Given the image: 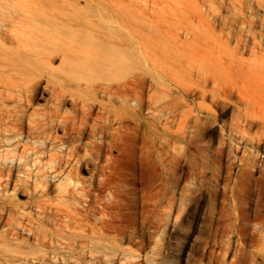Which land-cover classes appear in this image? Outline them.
<instances>
[{
	"label": "rangeland",
	"instance_id": "rangeland-1",
	"mask_svg": "<svg viewBox=\"0 0 264 264\" xmlns=\"http://www.w3.org/2000/svg\"><path fill=\"white\" fill-rule=\"evenodd\" d=\"M12 4L110 15L138 62L121 80L96 81L111 82L113 95L45 73L26 98L20 33L29 16L0 25V264H187L207 202L201 189L183 205L181 192L222 184L229 168L232 181L264 135L244 126L245 117L264 120V0H0V21ZM55 83L68 91L59 108ZM71 94L95 104L88 123L97 135L85 132L77 150L57 125L74 115ZM92 141L102 144L96 160ZM102 178L110 184L91 192ZM172 196L181 209L169 215ZM261 247L256 240L245 257L264 264ZM232 248L223 264L236 260Z\"/></svg>",
	"mask_w": 264,
	"mask_h": 264
},
{
	"label": "bare ground",
	"instance_id": "bare-ground-1",
	"mask_svg": "<svg viewBox=\"0 0 264 264\" xmlns=\"http://www.w3.org/2000/svg\"><path fill=\"white\" fill-rule=\"evenodd\" d=\"M18 11L25 13L30 19L20 33L22 48L27 51L25 55H20V58L30 65L29 78L22 91L26 98L30 97L38 83L36 79L41 74L48 73L54 78L70 82L77 87L85 85L86 88L94 90L100 87L107 94L113 95L111 82L105 85L97 84L96 81L98 79L121 80L136 69L138 49L135 41H128L121 29L114 28V21L109 19L110 15L105 18L104 13L96 11L74 10L70 13L64 10L33 9L24 5L17 7L12 4L8 8L6 17L1 19L0 25H6L4 22ZM59 57L62 58L61 65L59 68H54V61ZM47 80L51 82L49 77ZM138 83V77L133 75V97L131 99L133 104L130 105V110L135 129L143 123L137 96ZM57 84L52 86V95L55 107L59 108L66 101L68 91L62 85L65 83L60 84L58 88L55 86ZM71 98L74 115L63 116L64 121L60 119L57 125L63 127L64 136L72 137V147L77 150V142L82 139L85 132L92 136L97 135L96 127L88 123L95 104L85 99L80 103L73 94ZM78 111H81L82 117H78ZM255 124L264 130V120L244 118L246 128ZM126 133L121 132V135ZM98 135L101 141L104 136L99 133ZM101 143L104 142L101 141ZM101 143L92 141L90 144L94 151L91 152L94 160L98 158L102 149ZM253 147L257 155L241 157L240 169L237 177H234L232 181L233 174L230 168L225 171L221 164L219 175L226 172L224 183L204 187L193 186L189 188L188 194L181 192V204L183 205L188 202L192 204L196 199L195 194L201 189L204 191V200L207 202L201 218L200 237H197L193 245L196 257L188 259L187 264H223L221 258L229 251L232 243L236 260L231 261L230 264H259L252 253H250V258L245 256H249L247 249L253 246L256 240L262 242L260 249L264 250V159L261 160L258 157L260 152H264L261 151L264 148V135L255 138ZM76 163L78 166L81 165L80 160ZM94 164L98 166L99 162L95 161ZM108 165L110 168L108 177L110 178L113 175V169L110 163ZM256 173L259 175L257 176ZM109 178L100 179L98 189L91 188L90 191L95 192L94 190L100 191L106 188L110 184L107 182ZM174 200L176 201L172 196L169 215L173 207L176 212L181 209L177 203H174ZM175 225L177 227L180 225L178 215L175 217ZM114 228L115 231L120 229L119 226Z\"/></svg>",
	"mask_w": 264,
	"mask_h": 264
}]
</instances>
